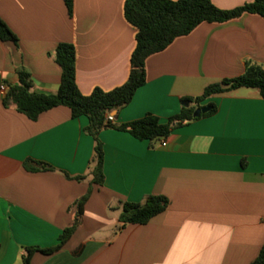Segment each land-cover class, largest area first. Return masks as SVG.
I'll return each instance as SVG.
<instances>
[{
    "label": "crops",
    "instance_id": "obj_1",
    "mask_svg": "<svg viewBox=\"0 0 264 264\" xmlns=\"http://www.w3.org/2000/svg\"><path fill=\"white\" fill-rule=\"evenodd\" d=\"M253 0H210L232 10ZM124 0H0V20L17 38L0 41V86L25 70L32 91L55 94L60 68L54 49L73 45L75 82L88 96L121 86L129 73L136 30L123 16ZM264 69V18L242 14L202 23L145 61V83L130 103L113 110V125L146 114L165 124L185 99L233 79L246 63ZM0 91V264H23L25 248L55 246L90 189L79 225L51 254L29 264H250L264 243V99L239 87L200 103L215 112L185 122L165 139L139 141L102 129L103 184H91L94 141L85 117L55 107L31 121ZM191 105L189 104L188 107ZM196 110V109H195ZM28 160L52 171L29 172ZM67 175L68 178L65 176ZM82 176V181L74 180ZM163 196L165 211L143 225L119 229L122 202Z\"/></svg>",
    "mask_w": 264,
    "mask_h": 264
},
{
    "label": "trees",
    "instance_id": "obj_2",
    "mask_svg": "<svg viewBox=\"0 0 264 264\" xmlns=\"http://www.w3.org/2000/svg\"><path fill=\"white\" fill-rule=\"evenodd\" d=\"M68 16L72 15V0H64ZM253 14L264 18V0H253L232 10H220L210 0H124L123 16L128 24L135 28V45L129 58V73L126 81L110 91L94 89L88 96L82 95L75 82L76 53L73 45L58 44L53 52L54 61L60 68V83L55 94L44 95L32 91V82L25 70L17 72V83L8 86L3 96L4 107L13 105L15 110L31 121L55 107H66L72 118L85 117L88 121L84 131L94 141L93 154L89 163L91 184H103V150L98 133L102 129H113L124 132L139 141L166 139L172 130L185 122L206 117L215 112L213 105L210 110L197 118L192 114L200 109V103L206 99L239 87L257 89L264 99V69L256 64L246 63L240 76L222 80L207 86L202 94L195 98L185 99L190 107H182L179 114L162 124L158 118L146 114L138 120L121 125H113L105 121V116L130 103L137 89L145 83V61L152 55L165 50L175 39L189 35L202 23H225L239 18L242 14ZM0 41L16 44L17 38L7 25L0 20ZM24 167L29 172L52 171L46 164L28 160ZM67 178L68 176L65 175ZM78 176L74 180L82 181ZM86 194L74 202L75 213L71 225L64 229L58 243L49 248L28 247L24 250L23 264H29L33 253L51 254L58 251L77 229L84 204L90 196ZM168 200L163 196L147 195L138 203L122 202L117 218L118 228L127 225H143L168 207ZM250 264H264V243L258 255Z\"/></svg>",
    "mask_w": 264,
    "mask_h": 264
},
{
    "label": "water",
    "instance_id": "obj_3",
    "mask_svg": "<svg viewBox=\"0 0 264 264\" xmlns=\"http://www.w3.org/2000/svg\"><path fill=\"white\" fill-rule=\"evenodd\" d=\"M188 105H189V103L188 102H183L182 103V106L183 107H188ZM210 110V107H208V106H206V107H202V108H200V109H196V110H194V112H193V114H192V117L193 118H197V117H199L200 115H202V114H205L206 112H208Z\"/></svg>",
    "mask_w": 264,
    "mask_h": 264
},
{
    "label": "built area",
    "instance_id": "obj_4",
    "mask_svg": "<svg viewBox=\"0 0 264 264\" xmlns=\"http://www.w3.org/2000/svg\"><path fill=\"white\" fill-rule=\"evenodd\" d=\"M0 91H1L2 93L5 92V86H4L3 84L0 86ZM105 121H106V122H109V123H112V122H113V117H112V115H111L110 113H108V114L105 116ZM165 145H166V140H165V139H162V140L160 141V146L164 147Z\"/></svg>",
    "mask_w": 264,
    "mask_h": 264
}]
</instances>
